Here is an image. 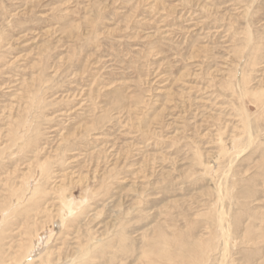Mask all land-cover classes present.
Masks as SVG:
<instances>
[{"label":"rangeland","instance_id":"374dc122","mask_svg":"<svg viewBox=\"0 0 264 264\" xmlns=\"http://www.w3.org/2000/svg\"><path fill=\"white\" fill-rule=\"evenodd\" d=\"M0 264H264V0H0Z\"/></svg>","mask_w":264,"mask_h":264}]
</instances>
